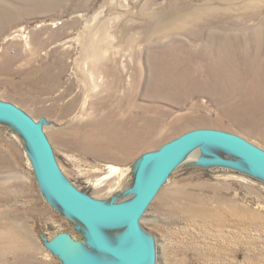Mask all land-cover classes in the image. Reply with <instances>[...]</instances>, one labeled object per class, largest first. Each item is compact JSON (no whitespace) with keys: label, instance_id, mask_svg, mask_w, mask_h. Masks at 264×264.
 Returning a JSON list of instances; mask_svg holds the SVG:
<instances>
[{"label":"rangeland","instance_id":"1","mask_svg":"<svg viewBox=\"0 0 264 264\" xmlns=\"http://www.w3.org/2000/svg\"><path fill=\"white\" fill-rule=\"evenodd\" d=\"M255 29L264 39V0H0V100L42 124L75 188L123 202L141 155L185 132L219 129L264 150V75L253 73L264 57L236 53L232 73L220 64L226 53L206 52ZM86 125L139 128L129 136L139 139L121 151L55 136ZM201 153L172 171L139 221L151 264H264V180L196 163ZM105 233L115 242L123 230ZM59 234L97 254L39 185L21 136L0 122V264H64L49 247Z\"/></svg>","mask_w":264,"mask_h":264},{"label":"water","instance_id":"2","mask_svg":"<svg viewBox=\"0 0 264 264\" xmlns=\"http://www.w3.org/2000/svg\"><path fill=\"white\" fill-rule=\"evenodd\" d=\"M0 122L21 136L39 185L64 214L82 226L88 244L97 252H90L67 234H59L48 245L64 264H151L153 243L143 235L139 221L172 171L196 149L204 154L207 152L202 148L210 147L236 159L232 162L212 152V159L199 157L196 163L223 165L264 180L263 149L234 133L199 128L142 154L134 172L130 191L133 196L119 203H104L82 193L65 179L40 122L15 104L2 100ZM111 227L124 229L120 241L113 242L106 235L105 230Z\"/></svg>","mask_w":264,"mask_h":264},{"label":"bare ground","instance_id":"3","mask_svg":"<svg viewBox=\"0 0 264 264\" xmlns=\"http://www.w3.org/2000/svg\"><path fill=\"white\" fill-rule=\"evenodd\" d=\"M255 31H256V34L253 33L251 35V39L248 40V41H244L243 43H241L238 40L234 41V40H231V39H229L227 37V38H224L222 43L220 42V45H219L221 48H223V50H220V47H217L218 49L217 48H215V49L212 48L211 50H208L206 52H209V53L212 52L213 53V52H218V50H219L218 53H221V54H225L226 53L227 57L223 56V57H225V61L222 60L220 64L222 65L223 68H226V70H229V71H231L230 68H229V65L232 64V60L233 59H234V62H235V58L237 57V56H235L236 53H238V55L241 54V56L245 55V57L247 55H251V54L254 55L255 57H258V58H260V56L264 57V47H263L264 45L262 44L264 39L261 36L262 32L260 31V29H255ZM181 32H185L187 34H190V36H192V30H189V31L182 30ZM248 42H249L250 46H249V49H246L243 46H245V44L248 43ZM228 60H230V61L228 62ZM258 68H260V69L255 70L253 73L257 75L258 72L261 71V73L264 75V60L263 59H260V66H258ZM174 70H175V64L174 63H172V64L168 63V65L166 66V71L167 72H171V71H174ZM232 71L231 72L234 73V70H232ZM254 78H257V77H255V76H253L251 78L249 77L248 82L246 84H243V85L248 86L249 85L248 83L251 80H253ZM259 79H260V77H259ZM259 85H262L261 82H260ZM105 118L107 120L111 119L110 114L107 115ZM86 126H88V128H86V130L84 129L85 131L77 132V131H75L74 128L73 129L70 128L69 130L62 131L60 134H56L55 136H73V137L74 136H82V138H81L82 146L88 147L87 144H91V145H94V146L98 145L99 148L104 149V150L106 148L110 147V148H113V149H116V150H121V151L128 150L127 149L128 148L127 144L130 143V142L131 143L138 142V141L135 140V138L139 139V137H135L136 134L133 135V140L134 141L132 139H130V137H129V136H132V132L139 133V131H140L139 128H135V127H133V128L130 127V129L129 128L120 129L119 127H117V128L113 127L114 125H111V126L86 125ZM88 136H92V137L89 138ZM106 136H108V137L105 138ZM207 148H210V147H203L202 148V150L207 152V153H204V154L201 153L199 157L206 158V159H212L213 157L210 155V153L213 152L216 156H221L223 158L231 160L232 162L236 161L235 158L229 157L227 154H225L224 152H222V151H220L218 149L211 148V150L207 151ZM201 155H208L210 157H203ZM111 170L113 172H116L118 170V168L111 167ZM132 196L133 195L131 194L130 197H132ZM166 197L168 198V196H166ZM115 229H117V227L109 228L108 229V233H109L110 230H115ZM119 229H122V228H119ZM122 230L124 231V229H122ZM118 239H121V237L118 236ZM116 240L117 239H115V241ZM116 242H118V240Z\"/></svg>","mask_w":264,"mask_h":264}]
</instances>
